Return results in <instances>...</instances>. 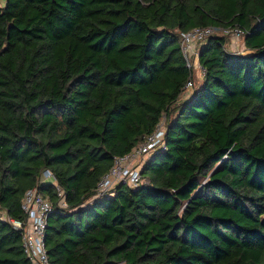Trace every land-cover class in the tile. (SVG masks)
<instances>
[{"label": "trees", "instance_id": "obj_1", "mask_svg": "<svg viewBox=\"0 0 264 264\" xmlns=\"http://www.w3.org/2000/svg\"><path fill=\"white\" fill-rule=\"evenodd\" d=\"M0 1V208L24 219L33 186L51 201L49 264H264V0ZM198 26L240 28L247 54L197 42L184 96ZM162 117L143 182L87 204ZM0 264H31L1 218Z\"/></svg>", "mask_w": 264, "mask_h": 264}, {"label": "built area", "instance_id": "obj_2", "mask_svg": "<svg viewBox=\"0 0 264 264\" xmlns=\"http://www.w3.org/2000/svg\"><path fill=\"white\" fill-rule=\"evenodd\" d=\"M216 32L229 35L233 41L239 40L243 34V31L238 27L215 28L213 26H198L188 31L180 32L181 52L185 59L186 67L190 70V75L183 87L185 92L193 88L194 74L197 73V75L201 76L205 70L198 61L197 42ZM164 119L165 117H162L154 130L142 142L124 155L113 158L111 167L97 182L93 195L87 201V204L111 194L112 188L118 183L136 187L143 182L141 168L145 158L152 151L164 147ZM49 180L55 182L54 175L48 169L42 170L39 182ZM55 188L57 195L61 197L62 189L57 184ZM60 205L61 207L66 206L63 200H60ZM21 209L25 214V218L22 220L11 218L1 208L0 218L9 222L15 229L20 231L22 249L31 264H49L44 237L47 218L53 211L51 201L42 195L37 186H33L25 191L22 197Z\"/></svg>", "mask_w": 264, "mask_h": 264}, {"label": "rangeland", "instance_id": "obj_3", "mask_svg": "<svg viewBox=\"0 0 264 264\" xmlns=\"http://www.w3.org/2000/svg\"><path fill=\"white\" fill-rule=\"evenodd\" d=\"M0 4H1V1H0ZM228 47L232 51L241 52V53L247 54L241 39L237 40V41L236 40L233 41L231 38L228 37ZM187 93H188V91L184 92L183 95L186 96Z\"/></svg>", "mask_w": 264, "mask_h": 264}, {"label": "crops", "instance_id": "obj_4", "mask_svg": "<svg viewBox=\"0 0 264 264\" xmlns=\"http://www.w3.org/2000/svg\"><path fill=\"white\" fill-rule=\"evenodd\" d=\"M242 54H244V53H242Z\"/></svg>", "mask_w": 264, "mask_h": 264}]
</instances>
